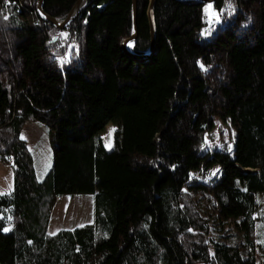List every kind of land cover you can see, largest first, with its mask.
<instances>
[{
    "label": "trees",
    "instance_id": "1",
    "mask_svg": "<svg viewBox=\"0 0 264 264\" xmlns=\"http://www.w3.org/2000/svg\"><path fill=\"white\" fill-rule=\"evenodd\" d=\"M76 1L42 9L61 21ZM206 4L156 0L154 52L138 59L121 49L132 0H86L64 29L38 0H0V160L13 174L0 264L264 262V0H214L211 23ZM147 5L134 56L150 48ZM216 119L233 156L205 148ZM27 122L46 128L44 174ZM74 194L93 196L92 221L50 233L56 200Z\"/></svg>",
    "mask_w": 264,
    "mask_h": 264
},
{
    "label": "rangeland",
    "instance_id": "2",
    "mask_svg": "<svg viewBox=\"0 0 264 264\" xmlns=\"http://www.w3.org/2000/svg\"><path fill=\"white\" fill-rule=\"evenodd\" d=\"M206 10L208 11L206 12ZM204 11L206 12V21L211 23L216 17V11L213 9L211 3L205 5ZM115 131L116 127L113 124L107 123L105 125L101 137L105 148L108 150L113 147ZM234 134L233 128L228 123L216 119L212 130L205 135V148L225 151L233 156ZM21 136L28 142L30 150L35 154L37 167L44 174L50 166L51 159V150L45 126L37 122H27L22 129ZM39 172L38 175L42 176L43 174ZM213 172L214 169L211 175ZM12 185V167L0 160V194L10 192ZM92 213L93 196L91 194L61 196L56 200L51 210L48 231L54 233L60 229H72L82 226L92 221ZM260 264H264V262L260 261Z\"/></svg>",
    "mask_w": 264,
    "mask_h": 264
},
{
    "label": "water",
    "instance_id": "3",
    "mask_svg": "<svg viewBox=\"0 0 264 264\" xmlns=\"http://www.w3.org/2000/svg\"><path fill=\"white\" fill-rule=\"evenodd\" d=\"M86 0H77L71 10L69 11V13L67 14V16L65 17V19L63 21H58L57 19L53 18V17H49L45 14V12L42 9V0H38V10L40 12V14L49 22L53 23L54 26L59 27L60 29H64L69 23L70 21L76 16V14L79 12V9L81 8V6L84 4ZM155 1L156 0H150L148 2V6H147V16L149 19V28H150V48L149 51L144 54V55H140V56H134V54L131 52V45L135 42L136 37H137V31H136V26H135V19H136V13H137V0H132L133 3V18H134V31L133 33L125 38L122 42L121 45V49L124 50L126 53H128L129 55L136 57L138 59H145L147 57H149L153 52H154V42H155V27H154V21H153V9H154V5H155ZM200 3H211L214 0H197ZM129 43V46L126 47Z\"/></svg>",
    "mask_w": 264,
    "mask_h": 264
},
{
    "label": "bare ground",
    "instance_id": "4",
    "mask_svg": "<svg viewBox=\"0 0 264 264\" xmlns=\"http://www.w3.org/2000/svg\"><path fill=\"white\" fill-rule=\"evenodd\" d=\"M84 3H85V2H84ZM211 3H212V2H211ZM70 10H71V9H70ZM76 15H77V14H76ZM75 17H76V16H75ZM75 17H74V18H75ZM74 18H73V19H74ZM73 19H72V20H73ZM63 20H64V19H63ZM63 20H61V21H63ZM72 20H71V21H72ZM58 21H59V20H58ZM61 21H60V22H61ZM71 21H70V22H71ZM55 27H56V26H55ZM58 28H59V27H58ZM128 46H129V43H128V45H127L126 47H128ZM25 124H26V123H25ZM25 124H24V126H25ZM24 126H23V127H24ZM23 127H22V129H23ZM22 129H21V131H20V138H21L22 140H25V139L21 136ZM25 141H26V140H25ZM0 195H2V194H0ZM59 198H60V197H59Z\"/></svg>",
    "mask_w": 264,
    "mask_h": 264
},
{
    "label": "snow or ice",
    "instance_id": "5",
    "mask_svg": "<svg viewBox=\"0 0 264 264\" xmlns=\"http://www.w3.org/2000/svg\"><path fill=\"white\" fill-rule=\"evenodd\" d=\"M208 10H206V12H207Z\"/></svg>",
    "mask_w": 264,
    "mask_h": 264
}]
</instances>
